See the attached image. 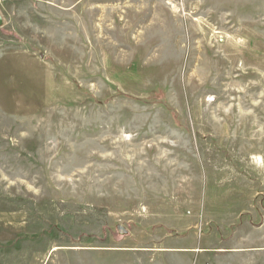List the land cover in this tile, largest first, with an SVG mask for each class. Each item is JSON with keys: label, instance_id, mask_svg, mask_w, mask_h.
Wrapping results in <instances>:
<instances>
[{"label": "rangeland", "instance_id": "374dc122", "mask_svg": "<svg viewBox=\"0 0 264 264\" xmlns=\"http://www.w3.org/2000/svg\"><path fill=\"white\" fill-rule=\"evenodd\" d=\"M0 13V264H264V0Z\"/></svg>", "mask_w": 264, "mask_h": 264}, {"label": "water", "instance_id": "95a60500", "mask_svg": "<svg viewBox=\"0 0 264 264\" xmlns=\"http://www.w3.org/2000/svg\"><path fill=\"white\" fill-rule=\"evenodd\" d=\"M3 24H4V19H3V17H2V14L0 13V27H1ZM118 229H119V231H120L121 233H126V232H127L126 229H125L123 226H121V225L118 226Z\"/></svg>", "mask_w": 264, "mask_h": 264}, {"label": "built area", "instance_id": "2783aa9c", "mask_svg": "<svg viewBox=\"0 0 264 264\" xmlns=\"http://www.w3.org/2000/svg\"><path fill=\"white\" fill-rule=\"evenodd\" d=\"M2 1H5V0H0V3H2Z\"/></svg>", "mask_w": 264, "mask_h": 264}, {"label": "trees", "instance_id": "16d2710c", "mask_svg": "<svg viewBox=\"0 0 264 264\" xmlns=\"http://www.w3.org/2000/svg\"><path fill=\"white\" fill-rule=\"evenodd\" d=\"M41 53H42V51H41Z\"/></svg>", "mask_w": 264, "mask_h": 264}]
</instances>
